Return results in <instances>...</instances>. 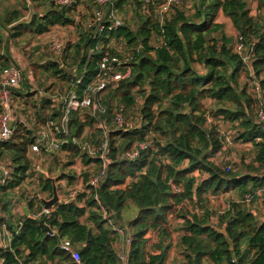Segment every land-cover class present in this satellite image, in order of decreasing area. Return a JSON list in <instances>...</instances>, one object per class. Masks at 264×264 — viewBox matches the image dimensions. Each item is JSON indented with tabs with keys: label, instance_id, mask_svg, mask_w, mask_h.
Masks as SVG:
<instances>
[{
	"label": "trees",
	"instance_id": "16d2710c",
	"mask_svg": "<svg viewBox=\"0 0 264 264\" xmlns=\"http://www.w3.org/2000/svg\"><path fill=\"white\" fill-rule=\"evenodd\" d=\"M163 1L110 0L100 6L91 0L94 8H90L86 26L76 22L82 0L70 6L50 0L45 13H35L27 21L21 19L23 13L18 8L5 10L6 14L0 16V71L15 64L10 40L16 45L26 34L37 36L55 26L69 25L81 29L79 39L64 46L61 59H50L43 65L45 74L71 84L68 94L83 96L107 52L131 68L130 77L109 84L93 96L104 112L92 115L89 108L71 112V133L66 134L54 122L60 114L62 118L65 100L50 116L59 149L71 152L73 157L81 156L87 164L96 163L98 168L85 183L101 168L102 159L83 150L76 138L94 125L95 118L106 115L113 124L117 113L125 118L124 110L136 105L138 95L143 99L138 126L115 127L109 133L111 140L107 134L112 161L98 188L84 185L75 199L55 204L49 217L36 219L32 214L38 211L30 212L16 225L0 217L11 234L9 246L0 244V264H76L62 248L65 239L78 250L82 264H166L175 233L179 234L176 244L181 264H264V219L259 221L245 200L248 194L253 196L251 201L256 200L258 191L264 189V129L257 121L259 100L254 87L251 92V81L241 80L242 76L258 80L264 102V17L253 15L247 0H189V10L181 6L183 0L161 15ZM130 4L139 18L136 29L132 21H123L120 15ZM98 10L103 13L104 29L96 33V27L88 23ZM112 12L121 19L119 26L112 27ZM219 12L232 21L238 32L235 39L223 32V23L217 22ZM239 37L250 50V65L235 51ZM122 41L130 51L126 58H121L122 53L113 46ZM62 65L75 67V73L65 72ZM105 91L108 98L103 101ZM13 95L20 100L24 92L14 89ZM117 97L125 108L113 111ZM208 99L213 102L211 108L206 104ZM50 102L43 100V107ZM218 119L239 128L237 140L252 143L257 166L248 165L241 171L229 165L224 169L214 162L212 158L225 147ZM36 136L34 129L21 123L15 124L11 140H0V153H11L13 164L11 178L0 183L1 192L19 186L28 177V152ZM142 142L148 146L135 159H127L125 154ZM62 177H66L64 173ZM40 185L53 196L51 177L42 174ZM231 191L238 198H231L226 209L215 216L210 208L211 196ZM36 201L42 210L44 204L38 198L30 206ZM129 203L137 212L125 231L121 223ZM41 220L53 234L40 224ZM224 227L226 234L217 230ZM122 242L129 246L126 262L117 246Z\"/></svg>",
	"mask_w": 264,
	"mask_h": 264
},
{
	"label": "rangeland",
	"instance_id": "374dc122",
	"mask_svg": "<svg viewBox=\"0 0 264 264\" xmlns=\"http://www.w3.org/2000/svg\"><path fill=\"white\" fill-rule=\"evenodd\" d=\"M90 1L91 0H82L80 3L76 13L77 24L86 26L89 16L94 8ZM152 1L161 2V0ZM247 1L251 8L252 14L255 10L261 9V14H263L264 17V0ZM131 4L128 5L126 12H123L120 15L122 16L123 21H132V25L134 29H136L139 23V18L134 11L133 5ZM49 5L50 0H3L0 6V16L3 17L6 14L5 10L10 11L9 9L18 8L23 13V17H21V19H23V21H27L35 13H45L49 9ZM181 6H184L185 9L189 10L191 8V1L185 0ZM90 8H92V10ZM227 18L228 17L222 12H219L216 20L217 22L223 23V32H225L227 36L235 39L238 32L236 31L230 18L228 22L225 21ZM80 31L81 29L77 25L55 26L45 34L37 36L26 34L18 39L16 48L19 49L20 54L18 59L22 60L21 67L23 68L24 80L19 85V88H17V91L21 90V92H24V96L18 100L13 95L14 127L15 124L25 123L30 128L34 129L35 133H38L40 130L50 124L51 114H53L55 111H59V104L67 97L71 84L67 80L65 81L60 78L50 77L48 74H45L43 65L50 59H58L52 54L50 50V44L53 39L59 38L63 40L64 44L66 45L69 42L77 41L79 39ZM235 45L236 44L234 43V46ZM113 46L115 48L117 47L118 51L122 53L121 58H126V56H128L130 51L126 47L125 42L122 41L117 45L114 43ZM73 73H75V71ZM249 74L251 77L254 75L251 72ZM241 80H249V82L251 81L250 90L252 92L254 87V79L250 80L248 77L245 78L242 76ZM27 93L30 95L28 96ZM107 94L108 91H105L102 94L101 99L103 101L107 100ZM45 99L51 100V102L43 107L42 103ZM21 102L23 104H21ZM108 102L111 101L108 100ZM142 102V97L138 95L136 105L130 109L124 110V116L131 125L138 126L141 121ZM206 104L209 108H211L213 102L208 99ZM120 106L124 107V104L120 102L117 97V99L115 98L113 100V107H111V109L113 108L114 111L116 107ZM108 118L109 117L106 115L95 118L96 121L94 125H92V127H86L80 138H76L77 144L82 145L84 143H89L92 146L99 147L102 141H104L105 134H108L109 139L111 140L109 133L116 130V128L111 123V120L108 122ZM60 120L61 114L59 118H56V121H54L55 124L57 122L56 125L60 126L59 129L62 128ZM217 123L219 124V128L222 133L231 135L232 144L225 145V149L223 148L221 152L212 158L214 162L224 169H226V165H229L232 167V170L241 171L247 169L248 165L257 166L255 163V152L252 143L249 141L246 142L236 139L237 135L239 134V128L234 127L233 123L225 122L221 119H218ZM51 129H53V127H51ZM68 130L69 133H71V129ZM119 143L120 140L118 141V144ZM120 154L123 155L124 152H121ZM28 155L30 158V170L28 172L29 177L23 181L19 191L23 195L27 194L30 198H50V194L44 191L42 185H40V177L42 174L45 177H51L52 179H55L58 193L60 191L62 194H64V188L66 186L77 188L78 192L82 193L84 191V187H79V185L84 184L85 178L98 168L96 163L87 164L84 160H82L81 156L73 157L71 152L69 153V151H63L62 149H57L52 152L39 153H34L29 149ZM9 157L10 156L4 159L8 163H12V160ZM70 161L72 162L70 165L63 167V165ZM62 173H64L66 177H62ZM67 176H72V178L69 179ZM123 187H125V185ZM231 198L238 197L236 196V193L232 191L220 194L218 196H211L210 208L213 210V212H215V216L218 213H222L226 209L228 204L227 202L231 200ZM246 204L247 208L256 211V216L259 221L264 219V195H258L256 200ZM136 212L137 211L134 205L129 203L127 209L123 213L124 221L121 223L123 227H126V229L124 228L125 231L128 230L127 223L129 219L134 217ZM215 216L213 217V221L217 220ZM113 222H115V219L112 220V223ZM178 241L179 234L175 233L173 240V249L175 250L177 247L176 243H178ZM177 256L178 254L176 251V254L174 255L175 260L177 259ZM49 264L54 263L49 262Z\"/></svg>",
	"mask_w": 264,
	"mask_h": 264
},
{
	"label": "built area",
	"instance_id": "2783aa9c",
	"mask_svg": "<svg viewBox=\"0 0 264 264\" xmlns=\"http://www.w3.org/2000/svg\"><path fill=\"white\" fill-rule=\"evenodd\" d=\"M76 0H56V3L61 6H70ZM110 0H95V2L104 6ZM183 0H164L160 4L159 12L160 14H164L170 11V8L173 4H179ZM109 18L112 22V27L119 26L121 24V19L115 15V13H111ZM89 26L96 27V33L104 29V17L101 10L96 11L95 17L91 22L88 23ZM97 35V34H96ZM64 42L59 38H55L51 41L50 50L52 54L61 59L64 51ZM235 51L242 55L243 60L246 63H250V50L245 48L244 43L242 42V37L238 38V41L235 45ZM126 62H122L120 59L116 57H111L110 53L107 52L105 56L102 58L99 66V73L97 74L95 80L89 85L87 90L84 92L82 97H79L75 92H70L65 98V107L63 111V115L61 118V127L63 132L68 134V124L70 119V114L73 110H77L79 108H89L92 110V115H95L97 111L104 112L105 109L101 106L99 102H96L93 99V96H98L102 91L106 90L109 84L118 83L120 80L130 77L131 68L125 65ZM123 68V69H121ZM23 68L20 65H13L8 68H5L0 74V140L1 141H9L15 135V127L13 125L14 121V112H13V98L12 91L19 87L21 81L23 80ZM254 92L256 97H258L259 105L257 110V121L262 125L264 129V102H263V90L258 80L254 82ZM113 124L118 129H126L130 127L131 124L125 120L121 113H117L113 118ZM54 123L50 122V124L40 130L37 133L36 139L34 143L31 145L30 150L34 153H39L44 150L45 152H52L59 149V141L55 137V132L51 127H53ZM223 137V141L225 145L232 144V138L230 134H225L221 132ZM105 139L103 143L99 146H92L89 143H84L82 145V149L87 151L91 156H99L102 159L101 168L94 174H92L88 181L85 184H80L79 187L91 186L94 188H98L101 182L104 180L106 176V171L108 165L112 161L109 157V141L107 134H105ZM148 146L145 142L136 144L132 150L128 151L125 154V157L129 160L135 159L139 155V151L145 149ZM12 176V171L6 168L3 171L2 176L0 177V183L5 184L7 180H9ZM65 193L61 194V198L63 201L68 202L69 200H73L76 198L78 194L77 188L66 186L64 188ZM258 194H264V189L258 191ZM60 195V194H59ZM253 196L248 194L245 196L246 202H251ZM52 212V207L50 209L43 208L42 210L35 212L32 214L33 218L40 219L43 216L49 217ZM120 232L122 230L117 228ZM54 233V232H53ZM52 233V234H53ZM11 239V234L7 229V223L0 219V244L3 247L9 246ZM130 240L127 239V242ZM129 244V243H128ZM62 248L69 252L71 256L74 258L76 264H82L81 256L77 249L73 246L72 242L68 239L62 241ZM120 258L126 262L127 254L125 252H121Z\"/></svg>",
	"mask_w": 264,
	"mask_h": 264
},
{
	"label": "crops",
	"instance_id": "0c3cea01",
	"mask_svg": "<svg viewBox=\"0 0 264 264\" xmlns=\"http://www.w3.org/2000/svg\"><path fill=\"white\" fill-rule=\"evenodd\" d=\"M257 14L258 15L260 14L263 16V14H261V9L254 11L253 15H257ZM225 21L228 22L229 18H227ZM5 35H7L6 32H5ZM9 49L11 52L12 60L15 63L14 65H20L21 66L22 60L18 59V57L20 56L19 49L16 48V45L12 44L11 40L9 41ZM0 88H1V86H0ZM8 156L11 157L12 154L8 153L6 151H2L0 153V177L2 176L3 171L6 168L12 170L13 164L11 162H9V163L6 162V160L4 159ZM29 170H28V172H29ZM21 185L22 184H20L19 186H16L13 189H9L5 192L0 191V217L4 218L5 221L6 220L11 221L12 220L15 225L18 223L17 221L22 216L27 215L30 212L33 213L35 211H39V209H41V208H39V203L37 201L34 203L33 207L30 206V202L33 199L35 200V198H30L27 194L23 195L22 193H20L19 189L21 188ZM38 199H40V201L42 202V199H49V198H38ZM60 201L62 202L63 198H60ZM124 241H125V239H124ZM117 246L121 252H125V253L128 251V248H129V246L125 245L124 242L118 244ZM176 251H177L178 256H177V259L175 260L174 255L176 254ZM175 262H177V263H175ZM181 262H183V259H182L181 255L178 253V248L176 247V250H175L172 247V249L170 250V252L168 254L166 264H181Z\"/></svg>",
	"mask_w": 264,
	"mask_h": 264
},
{
	"label": "water",
	"instance_id": "95a60500",
	"mask_svg": "<svg viewBox=\"0 0 264 264\" xmlns=\"http://www.w3.org/2000/svg\"><path fill=\"white\" fill-rule=\"evenodd\" d=\"M62 69H64L65 72L67 73H73L75 71L76 68H67L65 65H62ZM52 182H53V196L50 197L49 199H42V202L44 204V208L45 209H50L51 207H53L55 204L61 202L60 201V195L58 193V190H57V186H56V183H55V179H52ZM40 224L48 231L49 234H52L53 233V230L52 228L44 221V220H41L40 221ZM217 230L220 232V233H223V234H226L227 231H226V228H217Z\"/></svg>",
	"mask_w": 264,
	"mask_h": 264
}]
</instances>
